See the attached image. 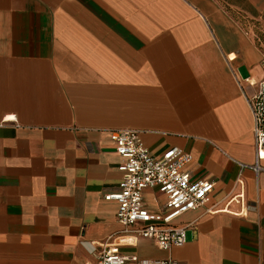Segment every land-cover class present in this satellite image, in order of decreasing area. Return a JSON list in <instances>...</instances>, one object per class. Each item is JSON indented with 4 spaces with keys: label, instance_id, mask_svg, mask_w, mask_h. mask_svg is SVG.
I'll list each match as a JSON object with an SVG mask.
<instances>
[{
    "label": "crops",
    "instance_id": "crops-1",
    "mask_svg": "<svg viewBox=\"0 0 264 264\" xmlns=\"http://www.w3.org/2000/svg\"><path fill=\"white\" fill-rule=\"evenodd\" d=\"M262 81L264 0H0V264L95 262L122 230L105 200L122 179L121 129L154 154L188 152L193 179L215 183L177 221L184 246L141 239L123 253L264 264L248 101ZM143 197L152 211L166 200Z\"/></svg>",
    "mask_w": 264,
    "mask_h": 264
},
{
    "label": "built area",
    "instance_id": "built-area-1",
    "mask_svg": "<svg viewBox=\"0 0 264 264\" xmlns=\"http://www.w3.org/2000/svg\"><path fill=\"white\" fill-rule=\"evenodd\" d=\"M249 81V80H248ZM256 86L254 95L248 99L253 121L257 162L264 159V81ZM116 152L124 159L119 166L122 179L119 190L105 196L106 201L118 203L117 221L122 230L105 242L96 260L86 264H179L172 259L140 258L125 254L123 246L136 247L139 240H151L162 251L182 247L187 242L189 226L178 225L176 220L188 211H194L211 201L215 188L213 181L193 179L188 166L192 156L171 147L161 154H154L146 147L133 129L116 130L110 135ZM256 172L264 171L257 164ZM155 191L166 200L160 211L145 206L144 193Z\"/></svg>",
    "mask_w": 264,
    "mask_h": 264
},
{
    "label": "rangeland",
    "instance_id": "rangeland-1",
    "mask_svg": "<svg viewBox=\"0 0 264 264\" xmlns=\"http://www.w3.org/2000/svg\"><path fill=\"white\" fill-rule=\"evenodd\" d=\"M157 201L160 202V199L157 198ZM146 202H147V204H148L150 207H153V206L156 205V200H155L154 198H151V197H147ZM176 222H177V220H176L174 223H176ZM152 251H153L152 249H145V250H144V252H146V253H148V254L152 253Z\"/></svg>",
    "mask_w": 264,
    "mask_h": 264
}]
</instances>
